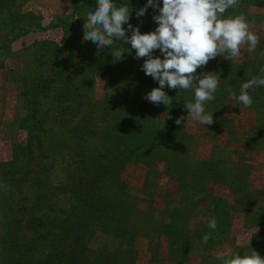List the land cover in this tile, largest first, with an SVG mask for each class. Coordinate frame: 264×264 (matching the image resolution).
Returning <instances> with one entry per match:
<instances>
[{
    "label": "rangeland",
    "instance_id": "1",
    "mask_svg": "<svg viewBox=\"0 0 264 264\" xmlns=\"http://www.w3.org/2000/svg\"><path fill=\"white\" fill-rule=\"evenodd\" d=\"M254 1L239 0L224 18L243 14L259 44L255 52L249 53L245 44L239 58L217 56L197 69V74L210 72L220 77L215 99L205 105L214 123L203 126L187 118V111L183 114L187 144L179 160L190 155L205 161L222 148L232 154L235 165L229 174L234 175L243 168L236 153L243 154L245 141L251 139L250 147L260 152L247 158L246 164L254 170L243 179L248 198L263 194L254 200L260 204L264 201V128L254 123L250 108L237 105L227 91L231 88L239 94L242 83L262 75L264 7L249 4ZM82 3L89 10L74 15L73 8ZM144 5L132 7L129 19L141 34L157 27L152 17L158 12L151 7L143 17H136ZM96 6V0H0V264H221L220 252L243 256L251 251L264 258V237L255 244L247 238L258 229L250 224L251 217L244 220L243 200L218 191L210 182L206 185L209 197L199 200V206L204 208L223 192L230 202L226 213L233 224L213 244L196 250L190 245L192 255L181 257L179 250H187L188 245L184 240L210 230L198 228L205 218L184 198V192L188 193L185 179L163 173L161 154L151 157L150 167L133 158V146L139 140H133L124 124L133 121L137 130L147 121L160 124L168 119L162 109L144 99L146 91L137 96L138 103L129 99L131 103L120 110V116L115 102L106 103L107 68L122 74L124 58H128V71L137 76L144 58L134 59L132 50V55L124 53L121 61H115L110 54L118 45L97 52L93 42L82 39L86 15ZM20 25L24 28L18 30ZM69 25L77 27L75 43L82 52L68 62L61 78L55 77L42 47L47 41L65 44L64 31ZM153 55L160 53L156 50ZM136 76H115V81H127L134 94L141 88L150 92L157 87L150 76H145L148 84L141 87ZM250 94L253 105L262 109L264 124V86L254 87ZM157 139L150 149L156 151L161 143ZM184 206L192 211L181 224L183 243L173 244L168 229L179 222L174 207L182 213ZM254 210L258 211L256 207L248 210L250 216Z\"/></svg>",
    "mask_w": 264,
    "mask_h": 264
},
{
    "label": "clouds",
    "instance_id": "2",
    "mask_svg": "<svg viewBox=\"0 0 264 264\" xmlns=\"http://www.w3.org/2000/svg\"><path fill=\"white\" fill-rule=\"evenodd\" d=\"M96 3L97 7L86 15L82 39L93 42L97 52L118 45L111 54L115 61H121L124 53L131 54L134 50V59L144 58L141 71L159 85L145 95V100L157 106L171 105L172 98L163 91L165 87L192 90L194 102L184 104L187 118L191 117L203 126L212 125L213 115L206 111L205 105L215 99L220 77L210 72L197 74V69L217 56L226 60L239 58L245 44L249 53L255 52L259 44V37L249 30L243 14L224 18V13L237 7L239 0H147L144 7L136 11V17H143L149 7L158 14L152 17L157 27L145 34L129 23L131 9L128 4L118 7L113 0H96ZM156 50L160 56L154 57ZM260 73L262 75L242 83L238 95L228 88L229 98L243 108H250L253 104L250 90L264 86V67L260 68ZM184 120L185 117L181 116L175 123L180 125ZM208 228H217L216 217L209 219ZM210 238L211 232L206 233L204 243ZM217 259L221 264H264V258L255 251L243 256L220 252Z\"/></svg>",
    "mask_w": 264,
    "mask_h": 264
},
{
    "label": "trees",
    "instance_id": "3",
    "mask_svg": "<svg viewBox=\"0 0 264 264\" xmlns=\"http://www.w3.org/2000/svg\"><path fill=\"white\" fill-rule=\"evenodd\" d=\"M247 1H253V0H247ZM114 3L119 7L124 4H128L129 8L132 7L136 8L141 5V3L146 4L147 0H113ZM256 4H255V3ZM253 3H249L255 6L264 7V0H258V3L256 0ZM260 3V4H259ZM84 4H86L84 2ZM83 3L80 6H76L73 8L74 15L79 12L82 13L83 11L89 10V5H84ZM83 7V8H82ZM97 7V6H96ZM95 9V7H94ZM22 17V16H21ZM65 21V20H63ZM82 19H80V22ZM3 20L0 22L2 23ZM24 26V25H23ZM22 25L19 28H24ZM14 27H11V30H13ZM76 26L69 25L67 29L64 31V40L65 44L58 45L53 42L47 41L43 45V49H45V54L49 58V63H51L50 66V72L55 77H62L63 73L67 69L68 62L76 56L78 53L82 52V49L78 47L75 43L76 39ZM13 31H9L8 33H11ZM23 32H26L25 29ZM9 35V34H7ZM111 55V54H110ZM132 55V54H129ZM112 56V55H111ZM129 64L128 58H124L123 66L122 68L125 69L124 73L120 74L117 72L114 74L113 69L107 68L109 75L107 79L108 89L105 96V101L112 104L115 102L117 104V111L119 113V116L121 114V111H124L125 108H127L129 102V99H133L135 103L137 102V96L141 93V91H146L149 93L148 89H140L135 94L127 88V81L125 83H121V81H115V76L119 77H131L136 76V74H131L128 71L127 63ZM258 65H254V68ZM264 67V62L260 64V68ZM254 68L251 71L252 74H254ZM245 70L239 71L240 73H244ZM250 73V72H249ZM143 75L144 77L140 76ZM257 75V74H256ZM137 76L140 86L145 87L148 83H146L145 79V73L143 71L137 72ZM136 76V78H137ZM139 84V83H138ZM157 87H159L157 83ZM156 87V88H157ZM240 90V89H239ZM239 90L237 91L239 93ZM163 91L166 92V94L172 98V104L171 105H158L159 109H162L164 111V114L168 121L160 122V124L156 123L157 121H147L145 125H138L139 128L136 130V125L133 121H127L124 126H128V133L129 135H133V140L137 139L139 140V143H136L133 146V151L135 153V157L138 158L139 163L150 167L151 166V157H154L155 154H161L158 155L160 158V166L163 169V173L168 176H174L178 180L185 179V184L187 183L188 186L186 188L187 192H184V198H186L188 201H192L191 204L195 205V209L201 216L205 218V222L198 226V228L207 229L211 232V238L207 241V244H213V241L216 240V237H218L219 234L225 233L231 226L232 220L230 218V215L226 213L227 209L229 208L230 202L226 195L222 194L212 197L209 201L206 202L207 204L203 207L199 206L198 201L199 200H206L209 195L207 193V183L210 182L212 185H214L218 191H224L226 194L230 192L231 194H234L236 197H239L244 202L245 207V218L244 220L248 221L250 220V217L253 219L250 221V224L253 228H257L258 231L254 233V235H251L247 238L250 239L251 244H255L257 241H259L260 238L264 237V201L262 203H258L257 201H254L256 199H261L263 194L262 193H256L255 198H248L246 196V178L252 174V171L254 170L253 165H247L248 157L249 155H255L258 154L260 151L256 150L254 147L251 148L250 144L251 139H248L245 141V151L243 154H239L238 152V159L241 163V167L238 171L235 172L234 175L229 174L230 167L234 166L235 164L232 163L230 153L225 151L221 148V153H217L219 150H214V152L211 153L209 159L205 161L201 160H195L194 158H191L190 155H187L185 157V160L182 162L179 160L182 156V154L185 153L184 151V145L187 143L184 140V137L187 136L186 133H182V129L184 127L185 121H182L180 125H177L175 123V120L181 116L184 117V113L187 111L184 108V104L186 102H194V92L192 90L187 91H179V89L176 90H169L167 87L163 89ZM238 95V94H237ZM258 96L259 94L256 93ZM256 102H258L257 99H255ZM137 107V106H136ZM246 109V108H244ZM121 110V111H120ZM254 113V123L256 125L264 128V124L262 121V109L259 110V107L252 104L250 109ZM137 123L140 121L136 120ZM148 125V126H146ZM129 127H132L131 129ZM135 130V131H134ZM140 133L143 134L142 140L140 139ZM160 137H154L150 136L151 134H158ZM164 137V138H163ZM158 138V143L156 145L155 149H150L151 142H154L155 139ZM189 142V141H187ZM255 143V142H254ZM224 148V147H223ZM264 150V149H263ZM232 155V154H231ZM145 160V161H144ZM243 175L245 176V179H243ZM222 179H227L226 183L222 182ZM183 181V182H184ZM194 182H196L194 184ZM126 198V197H125ZM127 199V198H126ZM255 207L258 209L257 212L252 211V214L250 216V212L248 211L250 208ZM177 208L174 207V212L176 213L179 222H173V224L169 227V233L173 234V244H179L183 243V239L181 237L180 228L181 224L186 221V217L189 211H192L188 209L187 207L181 208V212L175 211ZM195 211V213H197ZM216 217L217 219V228L215 230H211L208 228V221L212 217ZM253 216V217H252ZM187 222V221H186ZM179 234V235H178ZM204 234H199L197 238L194 239H188L184 240V242L188 245L187 250L181 249L180 254L181 257L184 258L185 256L192 255V251H190V245H193V249L196 247H200L202 245H207L203 241ZM250 245V243H249ZM196 250V249H195ZM200 252V251H199ZM205 251H201L200 253H204Z\"/></svg>",
    "mask_w": 264,
    "mask_h": 264
}]
</instances>
